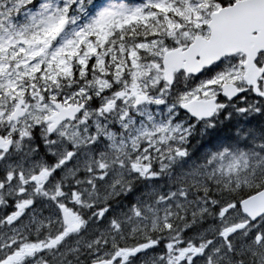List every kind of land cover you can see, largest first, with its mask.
Segmentation results:
<instances>
[{
  "label": "snow or ice",
  "instance_id": "6c2138e0",
  "mask_svg": "<svg viewBox=\"0 0 264 264\" xmlns=\"http://www.w3.org/2000/svg\"><path fill=\"white\" fill-rule=\"evenodd\" d=\"M0 264H264V0H0Z\"/></svg>",
  "mask_w": 264,
  "mask_h": 264
}]
</instances>
